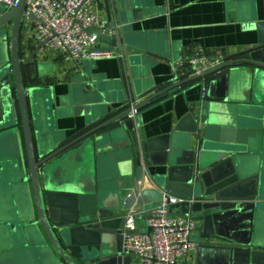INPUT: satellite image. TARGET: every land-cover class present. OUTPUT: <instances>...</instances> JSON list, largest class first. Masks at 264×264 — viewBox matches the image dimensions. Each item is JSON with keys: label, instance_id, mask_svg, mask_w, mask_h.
Here are the masks:
<instances>
[{"label": "water", "instance_id": "obj_1", "mask_svg": "<svg viewBox=\"0 0 264 264\" xmlns=\"http://www.w3.org/2000/svg\"><path fill=\"white\" fill-rule=\"evenodd\" d=\"M28 1L21 0L11 11L0 5V149L8 154L0 160V190L6 199L19 190L27 195L30 189L35 207L18 209V216H12V250L0 255L22 253L38 264H133L136 256L123 248L128 212L137 213L136 221H147L153 208L175 197L182 202L169 208L170 216L193 219L199 247L229 252L228 260L217 264H264V251L253 241L256 209L263 202L259 176L252 174V149L247 145L251 142L231 139L233 131L220 118L219 103L230 98L216 100L207 89L205 99L190 109V128L163 139L148 138L137 118H128L133 110L140 113L201 80L210 87L223 78L243 77L264 97V22L251 26L258 32L256 46L218 70L160 89L150 86L145 76V58L155 55L152 41L135 31L146 17L138 10L140 4L105 0L114 34L99 36L98 45L121 52L120 82L115 85L122 94L115 92L112 98L123 105L107 107L102 103L107 97H99L80 71L73 86L74 92H82L79 105L63 101L60 115L72 109L73 116L84 118L85 126L61 136L55 131L53 91L44 85L36 62L46 44L29 56L22 47ZM30 19L37 20L33 15ZM108 148L125 157L112 191L115 203L107 202V194L92 182L78 186L57 179L77 157L91 160L97 149ZM155 158L160 160L156 163ZM240 221L249 229L245 240L234 229Z\"/></svg>", "mask_w": 264, "mask_h": 264}, {"label": "crops", "instance_id": "obj_2", "mask_svg": "<svg viewBox=\"0 0 264 264\" xmlns=\"http://www.w3.org/2000/svg\"><path fill=\"white\" fill-rule=\"evenodd\" d=\"M120 1L124 4L127 0ZM135 2L140 4L139 12L146 14V17L135 25V31L152 41V52L155 55L145 58L147 63L145 76L150 86H157L160 89L176 84V71L180 63L198 49L210 52L224 51L227 56L233 57L240 56L256 46L258 32L251 26L264 22V0H136ZM92 6L97 15L107 21L105 0H95ZM37 46L35 21L26 19L22 32L25 56L33 53ZM117 53L121 55V52L117 51ZM36 62L40 65L44 85L51 87L53 91L54 113L57 117L55 131L61 136H71L85 126L84 118L73 116L72 109L67 116L60 115L63 101L70 99L71 102L76 103L82 97V92L73 90V86L76 85L74 77L80 71L90 78L91 83L96 87L94 92L99 97H107L102 102L107 107L120 109L123 105L112 98L115 92L118 95L122 94L115 85L120 82L117 59L75 64L67 60L62 52L45 46L39 52ZM205 88L206 93L208 89L210 96L216 100L230 98L231 101L219 103L220 118L224 125L233 131L230 138L238 139L243 144L244 140L251 142V145L249 143L247 145L252 149L251 152L249 151L253 160L252 174L259 176L261 184L259 193H262L263 202L256 209L253 241L264 251V97L262 94H255L254 87L243 77L229 81L223 78L212 82L210 87L205 81ZM204 99L202 81L184 86L179 93L143 109L137 117L138 127L145 129L150 139H163L171 136L177 129L188 130L191 126L188 121L190 109ZM3 150L0 149V160L8 156ZM124 160L125 157L118 149H97L91 160L80 156L71 162V166L68 163L69 166L61 170L63 173L58 174L57 179L73 182L78 186H86L88 182H92L100 191L107 194V202L115 203L116 195L112 191L121 178ZM159 160L155 158L156 163ZM27 191L31 207L34 208L32 192L30 189ZM25 194L24 192L23 199L26 197ZM18 209L20 211L21 208L16 192L5 199L0 190V254L12 250L10 224L12 216H18ZM23 210L25 211V208ZM173 213L179 214L180 210H174ZM137 229L146 232L147 221L137 220ZM234 229L239 233V239L248 238L249 229L243 225V222H237ZM196 236L195 232L194 239ZM11 257L12 260L6 258L10 264L19 261L17 255ZM228 257L227 250L200 248L198 245L187 257L180 259L178 264H217L228 260ZM23 261L25 262L24 259ZM132 262L137 264V259H133Z\"/></svg>", "mask_w": 264, "mask_h": 264}, {"label": "built area", "instance_id": "obj_3", "mask_svg": "<svg viewBox=\"0 0 264 264\" xmlns=\"http://www.w3.org/2000/svg\"><path fill=\"white\" fill-rule=\"evenodd\" d=\"M21 0H0V5L8 11L18 7ZM95 0H29L24 19L35 21V39L38 45L46 44L53 50L62 52L67 60L80 64L85 61L117 59L116 51L99 49L98 37L113 35L110 23L102 20L94 11ZM32 21V20H31ZM25 22V21H24ZM86 29H93L90 34ZM224 51L210 52L198 49L186 57L178 68L176 83L201 76L231 61ZM203 82V99L206 97ZM138 110L128 116L135 120ZM182 202L170 197L150 211L147 226L150 233L137 229L133 210L126 216L123 231V248L136 256L137 264H178L198 246L194 239L197 225L191 217L170 216L169 208Z\"/></svg>", "mask_w": 264, "mask_h": 264}, {"label": "rangeland", "instance_id": "obj_4", "mask_svg": "<svg viewBox=\"0 0 264 264\" xmlns=\"http://www.w3.org/2000/svg\"><path fill=\"white\" fill-rule=\"evenodd\" d=\"M29 195H26V197L23 199V193L21 190H19V194L17 191V197L19 199V206L20 208L23 210V208H28L31 209V202L30 199L28 198ZM22 214V213H21ZM11 256H15V255H0V263H2V261L4 262V264H10V262L7 261V259L9 258L10 260H12ZM17 256L19 257V261L17 262H13L12 264H38L37 261H35V259L29 255H24L22 253L17 254ZM7 258V259H6ZM23 259L25 260V262L23 261ZM46 264V263H43Z\"/></svg>", "mask_w": 264, "mask_h": 264}]
</instances>
